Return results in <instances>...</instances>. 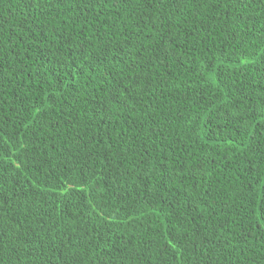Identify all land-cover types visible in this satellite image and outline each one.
<instances>
[{"label":"trees","instance_id":"trees-1","mask_svg":"<svg viewBox=\"0 0 264 264\" xmlns=\"http://www.w3.org/2000/svg\"><path fill=\"white\" fill-rule=\"evenodd\" d=\"M0 264H264V0H0Z\"/></svg>","mask_w":264,"mask_h":264}]
</instances>
